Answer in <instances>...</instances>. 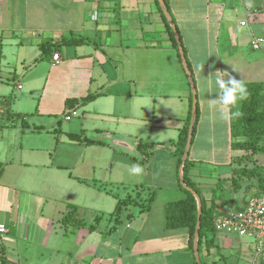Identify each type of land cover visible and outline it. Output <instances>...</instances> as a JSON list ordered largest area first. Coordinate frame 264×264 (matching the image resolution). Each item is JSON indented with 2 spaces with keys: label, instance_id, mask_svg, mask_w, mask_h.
<instances>
[{
  "label": "crops",
  "instance_id": "crops-1",
  "mask_svg": "<svg viewBox=\"0 0 264 264\" xmlns=\"http://www.w3.org/2000/svg\"><path fill=\"white\" fill-rule=\"evenodd\" d=\"M167 3L197 91L189 177L208 198L240 152L230 148L229 120L214 115L208 101L218 91L217 76L264 81V0ZM69 36L86 42L36 60L41 41ZM197 65L214 77L211 92L198 87ZM181 70L156 0H0V223L6 227L0 264H198L187 248L188 228L167 229L164 218L165 204L185 196L175 141L192 88ZM89 93L95 97L66 106L67 98ZM139 140L151 145L144 165ZM208 151L220 176L199 164ZM132 165L144 173L131 175ZM140 187L141 200L154 191L150 208L141 211L142 201L127 205L115 223L114 194L134 195ZM67 204L78 206L84 225L61 222ZM228 236L216 233L217 247L202 250L200 262L247 264L254 254L224 247L232 242Z\"/></svg>",
  "mask_w": 264,
  "mask_h": 264
},
{
  "label": "trees",
  "instance_id": "trees-1",
  "mask_svg": "<svg viewBox=\"0 0 264 264\" xmlns=\"http://www.w3.org/2000/svg\"><path fill=\"white\" fill-rule=\"evenodd\" d=\"M162 1L169 13L170 21L163 14L158 0H156L157 7L166 25V29L169 37L171 38L172 45L178 53L179 60L188 79V83L190 84V86H192L191 88L195 89L194 74L190 61L187 58L185 48L182 44L180 34L170 13L167 0ZM170 24H173L175 26V30L178 34V41L175 38ZM84 42H86L85 37L75 36L62 37L58 42H53L51 39H44L38 45L40 55L38 58H36V60L48 57L54 49L59 48L60 46L82 44ZM178 42H180L183 49L185 66L182 63L181 55L179 53ZM243 83L247 88L248 95L246 99H244L243 101H239L237 105V108L242 113V115L239 118L229 120L230 137L232 138V140L230 141V148L232 150L241 151L243 156L262 155L264 154V81H247ZM94 97L95 94L89 93L80 98H67L65 100V104L66 106L72 105L74 103L82 104L83 102L91 100ZM191 104L192 96H190L189 100L188 116L185 120L184 125L179 130L178 138L175 141V154L177 157V166L179 170L177 179L178 186L185 193V196L183 198L170 201L165 204L164 218L165 228L167 229L182 226L188 228L187 248L188 250L192 251V253L194 252V238L196 235V249L199 254L202 250H204L206 253H209L212 248L217 247L215 241L216 232L213 228V218L224 208H229L226 207L227 204L217 203V200L222 193L224 181H230L232 191L237 192L241 188V181L243 179H255L258 182V185L263 187V190H259L258 192L254 193L257 194L263 192L264 178L262 174L264 173V167L257 164H254L252 167H248L247 165H237V167L232 168L231 175L228 178L217 180V182L211 188L210 196L208 198L204 197L198 184L192 181L189 177V168L192 165L191 160H189L188 156L184 162H182L181 160L191 117ZM235 110L236 109H233V111ZM198 114V104L196 101L195 121L193 125L192 138L195 132L196 123L198 121ZM68 137L73 140L84 141L87 143L93 142L84 137L81 138L78 134L73 133H69ZM150 146V143H147L146 141H137L136 148L143 155L142 159L139 161V163H141L142 165H144V163L147 161V158L150 154ZM131 159L134 161H138L134 157H131ZM230 164H234V156L231 157ZM180 172L182 183L180 182L179 177ZM141 191H143V189L140 187L135 189L134 195L126 193L123 197H119L117 194H114L117 201L111 215L114 217L115 223H120V215L122 213V210L127 205H136L138 202L142 201V205L140 208L141 211L148 210L150 208L155 196L154 191H148V193L142 200L140 199ZM193 193H195L200 199L201 213L199 218L197 217L198 205ZM230 207L237 208L238 204H233ZM67 208L68 210L62 216L61 222L72 223L77 226L84 225L82 219L77 218L76 216L78 206L74 204H67ZM126 218L130 217L126 216ZM98 219L99 218L95 217L96 221ZM197 221H199V226L196 229ZM93 229L94 226L90 225L89 230ZM201 264H204L203 261H201Z\"/></svg>",
  "mask_w": 264,
  "mask_h": 264
},
{
  "label": "rangeland",
  "instance_id": "rangeland-1",
  "mask_svg": "<svg viewBox=\"0 0 264 264\" xmlns=\"http://www.w3.org/2000/svg\"><path fill=\"white\" fill-rule=\"evenodd\" d=\"M234 1L237 2V0H234ZM240 1L241 0H238V2H240ZM237 20H239V17L237 18ZM197 74H198L197 78H199L198 79V87L202 90V88H204L205 82L208 80V76H207L204 69L202 71H197ZM181 76H182L184 84L187 83L188 79L186 77L185 72H183V70H181ZM211 80L214 82V77H211ZM194 81H195V78H194ZM186 85H188V84H186ZM195 90H196V86H195ZM202 93H204V91H202ZM196 100H197V97H196ZM143 138H146V135H143ZM215 138L218 140L220 139L218 134L216 135ZM196 141L197 140H194L193 145L196 144ZM202 142L203 143L205 142L203 144V146L206 147L207 142L206 141H202ZM207 148H208V146H207ZM209 152L210 151H208V154L203 155V156H205L206 159L202 160L199 164L201 165L202 170L207 171L206 172L207 174H211V176L215 177V176L219 175L218 172H220L219 167L221 165H216L210 161V159H209L210 157H208ZM257 156L258 155L243 156L242 152L240 151L239 154H236L234 156V164H233V166L230 167V170L232 171V168L237 167V165H240V166L247 165L248 167H252L254 164L261 165L264 157L259 158ZM231 171H229V170L227 172L223 171L224 172L223 174L227 173L230 176ZM203 173H205V172H203ZM262 176L264 178V173L262 174ZM202 185L205 186V184H202ZM208 190L206 191L207 194H205V195L209 197V191ZM259 190L262 191L263 187L258 185V182L255 179H252V180L243 179L241 181V188L237 192L232 191L230 181H224L222 193H221V196L218 198L217 203L218 204H227L226 207L231 208L230 207L231 205L237 204L240 201V199H237V198H241V200H242L244 197H247L249 194L251 195V193L258 192ZM121 194H123V193H121ZM228 237H230L232 239V242L230 245H227V246L224 245V247H244L245 249H247L248 251H250L254 254V256H252V257L249 256L250 259H249L247 264H254L256 261H258V262L260 261L261 264H264V252L255 256V246H254V242L251 238L238 237V236H234V235H230ZM232 250L235 251L234 248H232ZM223 254L227 255L228 257L231 255L229 253L228 249L227 250L225 249L223 251ZM233 256H230V257H232V258L236 257V258H238L239 261H242L240 259L241 257H237L236 255H233ZM253 258L256 259V261L253 260ZM230 260H231V258H230ZM216 264H227V261L220 260V261H217Z\"/></svg>",
  "mask_w": 264,
  "mask_h": 264
},
{
  "label": "built area",
  "instance_id": "built-area-1",
  "mask_svg": "<svg viewBox=\"0 0 264 264\" xmlns=\"http://www.w3.org/2000/svg\"><path fill=\"white\" fill-rule=\"evenodd\" d=\"M241 25L245 22L241 21ZM260 39L255 38L252 46H259ZM52 63L60 60L58 52L51 56ZM237 208H224L213 218V228L216 233L251 238L254 242L256 255L264 251V191L252 193L240 200ZM6 227L0 223V233Z\"/></svg>",
  "mask_w": 264,
  "mask_h": 264
},
{
  "label": "clouds",
  "instance_id": "clouds-1",
  "mask_svg": "<svg viewBox=\"0 0 264 264\" xmlns=\"http://www.w3.org/2000/svg\"><path fill=\"white\" fill-rule=\"evenodd\" d=\"M197 70L202 71L203 66L197 65ZM228 79L225 80L221 76L215 79V86L218 89L214 98L208 101V107L212 110L214 115H218L222 121H228L234 118H239L242 113L238 110L237 105L239 101L246 99L248 92L245 84L241 79L226 73ZM213 81L208 79L205 82L202 91L211 92ZM233 109H236L233 111ZM129 172L133 176H141L144 169L139 165H132Z\"/></svg>",
  "mask_w": 264,
  "mask_h": 264
},
{
  "label": "water",
  "instance_id": "water-1",
  "mask_svg": "<svg viewBox=\"0 0 264 264\" xmlns=\"http://www.w3.org/2000/svg\"><path fill=\"white\" fill-rule=\"evenodd\" d=\"M158 3L160 5V8H161L163 14L170 21L169 13L166 10L163 1L162 0H158ZM170 26H171V28H172V30L174 32L175 38L178 41V34H177V31L175 30V26L173 24H170ZM178 49H179V53L181 55L182 63L185 66V59H184V55H183V49H182V46H181L180 42H178ZM196 101H197L196 100V90L194 88H192L191 117H190L189 126H188L187 139H186V143H185V146H184V149H183V154H182V157H181L182 162H184L186 160V158L188 156L189 149H190V144H191V140H192L193 125H194V121H195ZM179 177H180V182L182 183L181 172L179 173ZM193 194H194V196L196 198V201H197V205H198L197 217L199 218L200 213H201L200 199L198 198V196L195 193H193ZM198 226H199V221H197L196 229L198 228ZM196 240H197V238H196V235H195V238H194V255H195L197 263L201 264V262L199 260L198 252H197V249H196Z\"/></svg>",
  "mask_w": 264,
  "mask_h": 264
}]
</instances>
